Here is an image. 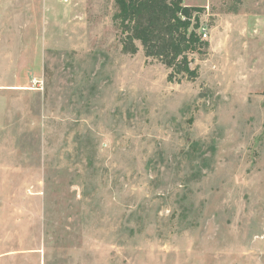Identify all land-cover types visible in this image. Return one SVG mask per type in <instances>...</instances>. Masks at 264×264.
<instances>
[{"label":"rangeland","instance_id":"obj_1","mask_svg":"<svg viewBox=\"0 0 264 264\" xmlns=\"http://www.w3.org/2000/svg\"><path fill=\"white\" fill-rule=\"evenodd\" d=\"M182 3L190 75L113 0H0V264H264V0Z\"/></svg>","mask_w":264,"mask_h":264},{"label":"trees","instance_id":"obj_2","mask_svg":"<svg viewBox=\"0 0 264 264\" xmlns=\"http://www.w3.org/2000/svg\"><path fill=\"white\" fill-rule=\"evenodd\" d=\"M113 21L124 34L125 52L136 53L141 44L145 56L159 60L174 73L190 75L189 56L200 53L205 43L196 30L198 15L182 0H113Z\"/></svg>","mask_w":264,"mask_h":264},{"label":"built area","instance_id":"obj_3","mask_svg":"<svg viewBox=\"0 0 264 264\" xmlns=\"http://www.w3.org/2000/svg\"><path fill=\"white\" fill-rule=\"evenodd\" d=\"M201 34L203 35L204 38L206 37L205 30H202Z\"/></svg>","mask_w":264,"mask_h":264}]
</instances>
